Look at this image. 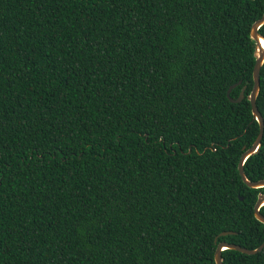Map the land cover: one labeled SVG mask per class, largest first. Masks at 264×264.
Here are the masks:
<instances>
[{"label": "trees", "instance_id": "1", "mask_svg": "<svg viewBox=\"0 0 264 264\" xmlns=\"http://www.w3.org/2000/svg\"><path fill=\"white\" fill-rule=\"evenodd\" d=\"M263 10L0 0V264H214L218 243L258 247L264 188L237 164L258 133L249 30ZM255 106L250 182L264 180V63ZM220 256L264 264V247Z\"/></svg>", "mask_w": 264, "mask_h": 264}, {"label": "water", "instance_id": "2", "mask_svg": "<svg viewBox=\"0 0 264 264\" xmlns=\"http://www.w3.org/2000/svg\"><path fill=\"white\" fill-rule=\"evenodd\" d=\"M263 24H264V10H263V13L261 15V18L258 19L257 21H255L251 25L250 30H249V38L254 43V49H253L254 65L252 68V75H251L252 76V87H251L249 95L247 96V100H248L249 106H250L251 119H252V121H255L258 124V133H257L255 140L251 144V146L242 152V154L239 157L238 164H237L238 175H239L242 183L249 189L264 188V180H258L255 182H250L245 178V176L243 174V169H242V165H243L244 161L246 160V158L257 152V149H258L259 143H260V139L262 136V131H263V122H262L261 116H260V114L257 111L256 106H255V99H256V96H257L258 90H259V70H260L261 65L264 63V37L261 36L259 33H257V30ZM260 41L263 42L262 47L260 46ZM234 86L235 85H232L226 90V98L231 103H238L241 101V99L243 97L244 87L241 88L239 95L236 99H231L229 97V92H230L231 88H233ZM239 199L241 200V198H239ZM263 205H264V193L258 194L256 197V201L253 205V217L256 221H258L259 223L264 225V217L259 213V208L262 207ZM228 233L229 232H223L220 234V236L226 235ZM263 247H264V241L258 247H256L255 249H252V250L245 249V248H242L240 246L233 245V244L218 243L216 245V248H215L214 254H213L214 264H221L220 252L222 250H233V251H237L239 253L245 254V255H254V254L260 252Z\"/></svg>", "mask_w": 264, "mask_h": 264}, {"label": "bare ground", "instance_id": "3", "mask_svg": "<svg viewBox=\"0 0 264 264\" xmlns=\"http://www.w3.org/2000/svg\"><path fill=\"white\" fill-rule=\"evenodd\" d=\"M260 46L262 47L263 46V42L260 41Z\"/></svg>", "mask_w": 264, "mask_h": 264}]
</instances>
